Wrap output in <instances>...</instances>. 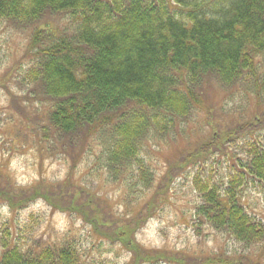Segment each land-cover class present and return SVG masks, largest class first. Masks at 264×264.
Returning <instances> with one entry per match:
<instances>
[{
  "label": "trees",
  "instance_id": "trees-1",
  "mask_svg": "<svg viewBox=\"0 0 264 264\" xmlns=\"http://www.w3.org/2000/svg\"><path fill=\"white\" fill-rule=\"evenodd\" d=\"M1 21L31 28L35 48L2 108L0 202L11 217L0 223V264H110L99 247L92 246L93 254L85 246L99 237L134 254L129 222L118 226L111 215L134 198L98 195L101 186L85 177L103 176L102 182L143 196L151 150L159 145H152L154 133L165 137L174 124L183 135L189 131V119L214 91L204 88L208 78L260 97L252 84L260 80L253 62L264 54V0H0ZM250 124L244 138L235 129L200 147L184 145L181 169L200 154L192 183L199 199L191 222L196 243L230 244L195 264H264V220L243 204L244 193L264 196V142L255 130L264 119ZM12 153L33 158L32 184L16 185ZM55 162L68 170L63 180L47 177ZM220 165L226 172L214 176L210 169ZM39 200L50 215L74 212L90 230L75 233L70 226L57 233L47 226L42 233L44 220L34 212L19 226L15 216ZM154 254L142 264L156 263Z\"/></svg>",
  "mask_w": 264,
  "mask_h": 264
},
{
  "label": "rangeland",
  "instance_id": "rangeland-1",
  "mask_svg": "<svg viewBox=\"0 0 264 264\" xmlns=\"http://www.w3.org/2000/svg\"><path fill=\"white\" fill-rule=\"evenodd\" d=\"M52 21H56V19ZM1 22L0 55L3 56V59L0 65V126H5L6 119L2 108L5 107L6 92H13L15 83L20 79L22 75V69L20 70V68L24 69L26 67V63L31 57V52L35 48V37L29 31L32 30L31 28L22 29V26L11 21ZM263 55H259L253 63L259 65L255 75L259 76V84L262 83V88L264 89ZM20 64L21 66H19ZM208 83L209 78L204 88L214 91L208 96V100L204 102L203 109L196 113L194 112L189 119L187 126V128H190L189 131L183 135L178 130L177 124H174L167 130V136L165 135V137L159 138L154 133L153 136H155L156 140L151 143L152 145L159 143V145L158 148L151 150L150 160L152 165L150 167L151 176H149L151 181L147 185L143 196L138 197L132 194L122 185L111 186L108 183H104L101 180L103 176L100 180L97 176L87 175L85 177L86 184L91 182L94 183V186H101L98 195L108 193L109 198H114V200L116 198L119 199L121 195H126L128 202L129 199L132 200L134 198L129 208L119 203L111 209V215L113 220L117 219L116 223L118 226H121L126 221L129 222L131 230L129 246L133 247L131 251H135V253L129 252L127 248L124 249L117 242L111 245L109 240L104 241L105 239H100L102 237H99L93 245L92 242L88 241L85 244L93 254L96 253L93 247H99L100 250L97 254L110 264H142L150 256L149 254L154 253V258L158 257V259L156 263L153 261L151 264H195V262L205 261V258H210L211 255L209 254H212L213 248L220 247L221 250H225L230 246L229 243H220L219 239L215 241V238L213 241L208 238L201 245L196 243L197 238L192 233L191 222L194 219L193 205L197 204L199 199L192 183L193 179L195 180L198 176L195 162L200 154L193 155L191 163L181 169L180 164L184 156L182 151L186 153L189 150V146H184L188 143L195 144V147H200L207 143L213 135H219L220 133L229 135L235 129H239V136L244 138L246 136H244V133L247 130L244 129L249 126L253 117L264 119V103L259 101L261 98L264 99V94L259 89V84H252V80L250 81L252 87L261 97L256 100L253 93L247 94L246 89L241 87V85L228 86L227 88L221 85L216 87L214 84ZM243 95L246 96L244 97ZM44 111L41 110L39 112V118ZM194 116L195 121L193 120ZM9 125L11 126V124ZM242 130H244L243 134H241ZM255 130L256 132L260 131L264 142V128H256ZM3 131L0 127V156L6 155L1 142L5 138ZM8 132L10 133L11 131ZM183 138H185L184 141ZM191 153H196V151L193 149ZM225 154L227 155L228 153ZM221 157L223 156L221 155ZM33 161L29 153H12L9 166L14 173L16 185L32 184L37 179L36 166ZM210 170L214 172V176H221L226 172L227 168L225 170L224 166L220 165ZM45 171L47 177L53 176L55 179L63 180L68 170L62 163L55 162L48 165ZM77 177L78 173L74 178L78 179ZM243 204L250 213L264 220V196L262 194L249 192L247 195L244 193ZM31 212L42 215L44 220L42 233H46L44 230H46L47 226L54 227L57 233L68 230L70 226H72L75 233L83 234L84 231L90 230V224L83 222L72 211H69V213H60L59 211L57 214L50 215L49 208L42 200L30 205L27 210L15 216L19 226L22 223H27L26 216ZM67 214H69V217ZM10 217L11 213L7 205L0 202V223ZM205 233H208V231ZM126 235V239L129 240V236ZM231 247L237 249L234 244ZM259 247L261 249V246ZM86 257L89 258L87 254ZM140 257L142 259L136 262L135 259ZM164 257H168V259L165 260ZM260 257L264 258V254L260 255ZM175 258L179 260L177 261ZM253 260L255 261V258Z\"/></svg>",
  "mask_w": 264,
  "mask_h": 264
}]
</instances>
